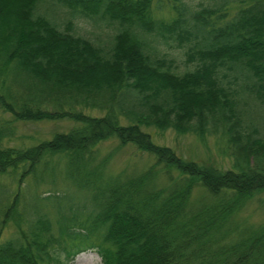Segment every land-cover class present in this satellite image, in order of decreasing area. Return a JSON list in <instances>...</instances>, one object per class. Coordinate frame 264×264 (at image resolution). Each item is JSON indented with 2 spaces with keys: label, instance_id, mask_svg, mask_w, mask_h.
Returning a JSON list of instances; mask_svg holds the SVG:
<instances>
[{
  "label": "trees",
  "instance_id": "1",
  "mask_svg": "<svg viewBox=\"0 0 264 264\" xmlns=\"http://www.w3.org/2000/svg\"><path fill=\"white\" fill-rule=\"evenodd\" d=\"M47 2L68 11L63 28L40 12ZM74 18L114 32L78 35ZM172 41L186 45L181 72ZM12 71L35 94H15L6 84ZM246 104L264 106V0H0V109L75 124L20 148L2 146L11 131L0 122V173H18L20 185L62 155L87 201L53 192L54 217L37 210L23 228L17 191L2 208L0 235L11 212L17 230L0 240V264H66L60 252L69 258L87 247L101 264H264V222L233 221L264 193V136ZM151 126L201 141L218 135L230 167L179 156L152 140L143 129ZM112 138L153 162L105 180L110 154L100 158L96 147ZM196 187L204 195L195 202Z\"/></svg>",
  "mask_w": 264,
  "mask_h": 264
},
{
  "label": "rangeland",
  "instance_id": "2",
  "mask_svg": "<svg viewBox=\"0 0 264 264\" xmlns=\"http://www.w3.org/2000/svg\"><path fill=\"white\" fill-rule=\"evenodd\" d=\"M196 1V0H193ZM40 12L45 13L48 18L63 28L65 20L68 18V11L58 3H42L39 7ZM156 16L162 18V10L157 12ZM163 16L167 17L166 14ZM74 32L78 35L90 39H96L98 36L108 38L114 31L110 29L101 30L100 27L92 24L83 18L73 19ZM172 53L178 71H183L187 66L185 61L186 45L176 46L172 41ZM190 66V65H189ZM11 90L18 96L25 95V92L35 94V90H29L30 80L21 74L9 73L6 78ZM50 107V106H49ZM247 111V121L253 122L260 135L264 136V106L244 105ZM95 115H103L104 110H88ZM0 122H4L6 127L10 128L11 135L5 137L2 146L11 147H29L40 141L50 139L55 132L68 131L75 124L69 120H17L11 113L0 109ZM1 124V123H0ZM149 132L154 142L167 145L181 157L185 159L196 160L199 162L210 161L219 166V168H228L231 165L230 157L224 151L225 145L218 135L207 136L205 141L199 140L191 133H177L171 128L158 130L155 127H144ZM98 155L101 158L110 154L107 166L103 172L105 180L118 174L134 175L145 170L152 162L153 158L142 151L136 149L133 145H119L116 138L107 139L97 145ZM38 178L33 179L29 176L18 183V173H0V221L2 219V208L6 203L11 202L14 194L20 193L18 208L23 209L24 222H21L23 228H27L29 221L36 216V211H50L51 218L54 217V203L47 198V195L53 192L69 193L71 202L87 203L85 193L74 187L66 176L64 158L62 155H56L49 162L48 167L40 165L38 167ZM162 176L157 178L158 183H162ZM204 195L202 188L196 187L192 192V201H198ZM233 221L241 226H256L264 222V193L256 195L249 200L244 207L239 210ZM16 226L12 221V212L3 228L0 240H5L16 232ZM60 260L66 264H101V257L96 248L87 247L86 249L65 257L64 252H60Z\"/></svg>",
  "mask_w": 264,
  "mask_h": 264
}]
</instances>
